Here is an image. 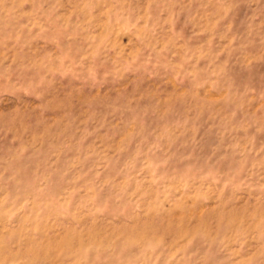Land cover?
<instances>
[{"label":"rangeland","instance_id":"1","mask_svg":"<svg viewBox=\"0 0 264 264\" xmlns=\"http://www.w3.org/2000/svg\"><path fill=\"white\" fill-rule=\"evenodd\" d=\"M0 264H264V0H0Z\"/></svg>","mask_w":264,"mask_h":264}]
</instances>
